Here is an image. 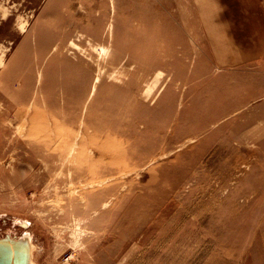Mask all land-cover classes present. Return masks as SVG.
Here are the masks:
<instances>
[{
  "label": "rangeland",
  "instance_id": "374dc122",
  "mask_svg": "<svg viewBox=\"0 0 264 264\" xmlns=\"http://www.w3.org/2000/svg\"><path fill=\"white\" fill-rule=\"evenodd\" d=\"M0 57L29 264H264V0H0Z\"/></svg>",
  "mask_w": 264,
  "mask_h": 264
},
{
  "label": "water",
  "instance_id": "95a60500",
  "mask_svg": "<svg viewBox=\"0 0 264 264\" xmlns=\"http://www.w3.org/2000/svg\"><path fill=\"white\" fill-rule=\"evenodd\" d=\"M30 245L24 238H0V264H29Z\"/></svg>",
  "mask_w": 264,
  "mask_h": 264
},
{
  "label": "bare ground",
  "instance_id": "6f19581e",
  "mask_svg": "<svg viewBox=\"0 0 264 264\" xmlns=\"http://www.w3.org/2000/svg\"><path fill=\"white\" fill-rule=\"evenodd\" d=\"M6 15H7V13L4 11L3 12V18H5L6 17ZM25 25V24H24ZM24 25L22 24V26H21V29H22V31L24 30ZM0 63H1V57H0ZM97 77L95 78V80L97 81ZM13 235V234H12ZM15 238V237H14ZM23 238H25V239H27V241L28 240H31V239H29L27 236H24ZM30 242V241H29ZM29 245H30V250L32 249V244H31V242L29 243ZM31 252H32V250H31ZM29 262H30V260H29Z\"/></svg>",
  "mask_w": 264,
  "mask_h": 264
}]
</instances>
